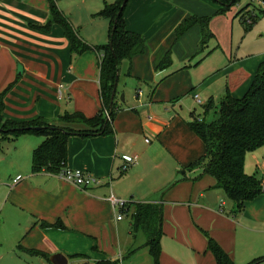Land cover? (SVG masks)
Listing matches in <instances>:
<instances>
[{
	"label": "crops",
	"instance_id": "0c3cea01",
	"mask_svg": "<svg viewBox=\"0 0 264 264\" xmlns=\"http://www.w3.org/2000/svg\"><path fill=\"white\" fill-rule=\"evenodd\" d=\"M55 2L82 40L107 42L109 22L93 13L112 0ZM218 6L213 0H127L122 14L126 28L143 36L145 44L142 52L119 63L113 99L120 108L111 120L112 131L73 132L66 139V166L91 173L99 183L82 189L47 171L33 173L32 150L43 135L0 138V248L12 263L52 264L48 256L55 252L65 255L67 263H120L143 248L152 264L145 235L134 246L130 216L137 201L161 206L159 264H217L206 249V235L233 264L264 254V192L245 200L233 214V203L222 188L213 186L214 178L199 166L186 167L204 153V144L187 126L192 105L200 104L192 95L197 93L201 104L212 99L216 107L226 91L240 98L263 60L262 53L231 58L228 22L240 7L217 13ZM48 9V0H0V91L8 87L3 113L86 129L81 122L59 121L57 115L78 110L88 117L100 108L98 54L93 49L72 53L57 23L48 30L38 28ZM192 14L209 15L213 36L201 51L197 23L178 38L174 35L177 24ZM214 40L227 53L221 65L207 61ZM167 49L171 63L157 68ZM123 155L135 156L125 169ZM252 156L258 164L254 174L264 177V163ZM251 158L246 156L244 164ZM110 192L129 202L123 211L129 214L127 221L115 218L116 208L107 199Z\"/></svg>",
	"mask_w": 264,
	"mask_h": 264
},
{
	"label": "trees",
	"instance_id": "16d2710c",
	"mask_svg": "<svg viewBox=\"0 0 264 264\" xmlns=\"http://www.w3.org/2000/svg\"><path fill=\"white\" fill-rule=\"evenodd\" d=\"M217 3V13H223L237 0H213ZM127 0H112L105 2L99 11L93 13L94 16H102L109 22L108 40L98 45L89 44L82 40L78 34L77 27L58 8L55 0H48V15L42 25H38L42 30H48L54 23L62 27L63 34L70 43L71 52L79 54L86 49H93L98 54V84L100 108L92 115L85 116L78 110L63 111L58 114V120L65 123L81 122L86 125V129L75 130L67 126L49 123L45 118L36 116L34 118L22 120L4 115L3 102L8 87L0 91V138L11 139L26 132L43 135L42 141L34 147L31 154V171L56 172L65 166L66 139L68 135L77 132L82 135L104 134L111 132V120L115 111L120 105L115 103V99L110 105L109 95L113 87L116 73H119V63L123 59L130 60L131 57L140 53L144 49L145 39L140 34L126 28L123 20V10ZM251 3H246L240 7L234 16L248 11L249 16L252 11L247 10ZM260 9V8H259ZM262 12L264 10L260 9ZM247 16H243V23H246ZM209 15L197 16L192 14L177 24L174 35L179 34L197 23L201 30V39L198 50L204 47L206 41L213 36L208 28ZM171 63L169 49L165 51L162 58L155 65L163 68ZM252 82L240 98L233 97L227 91L220 99L217 107L212 99L200 104L202 115L187 121V126L200 138L204 144V153L197 160L188 164V169L201 167V173L209 174L214 178L213 186L222 188L225 197L233 203L231 212H240L244 206V201L252 199L262 192V181L264 177H257L255 174L244 171V155L248 151L254 150L258 145L264 144V60L258 62ZM218 111L216 118L206 119V115L211 112L213 116ZM194 112L191 111V115ZM128 201H124V209L127 208ZM134 210L131 213V231L135 233L141 228L146 237L145 246L152 258V264H159L160 245L159 241L162 233L161 206L156 202L133 203ZM124 209H122L124 211ZM40 225H52L60 227L58 222H41ZM206 249L210 250L217 264H233L228 254L209 235H206ZM46 257L45 253L33 251ZM264 260V254L252 258L245 264H256ZM101 262H95L98 264ZM118 260L108 259L105 264H118Z\"/></svg>",
	"mask_w": 264,
	"mask_h": 264
},
{
	"label": "rangeland",
	"instance_id": "374dc122",
	"mask_svg": "<svg viewBox=\"0 0 264 264\" xmlns=\"http://www.w3.org/2000/svg\"><path fill=\"white\" fill-rule=\"evenodd\" d=\"M249 2L251 4L247 7V10L252 11L253 14L255 13L254 22L251 24V26H246L243 23L242 17L248 15V11L246 10H244L243 14L240 13L239 15L232 17L231 20L229 19L228 22L229 34H230L229 49L231 50L230 51L231 58L250 57V56H255V54L262 53L263 54L262 58L264 60V12L260 10L261 9L260 4L256 0H237L235 4L230 6V8L233 10L236 9L235 11H237L239 7H242ZM211 46H212V50L210 51L207 61H209V59H213L219 62L220 65L223 64L225 62L227 55V53L224 51V47H222V45L220 43H217V41L215 40ZM225 49L227 50L228 46H226ZM126 78L127 77H125V79ZM127 88L130 87L127 86ZM192 106L195 108L193 110L194 114L193 115L188 114V118H189L188 121H191L193 118L202 115V108L200 104L195 103ZM189 110H192V108L190 107ZM217 116H218V111L215 113V116H213L211 112H209L206 115V119L211 120V118H216ZM41 137L43 138V136ZM254 154L257 156L258 162L260 161L264 163V144L258 145V147H256L254 150L245 153L244 155L245 157L246 156L252 157L249 161L245 162L244 164V171L247 173L254 174L255 173L254 170L257 169L258 167V164L256 163V159L252 156ZM120 200H124V199L121 198ZM116 215L123 216L125 221L130 219L129 214L124 215L123 212L120 213L118 208H116ZM135 233H136L135 234L136 238L134 240V244H135L134 246H138L144 240V234L140 228ZM128 256L129 257L124 256L123 258H120V263L118 264H150L149 255L146 252V250L143 248H138V251L135 254ZM0 264H15L12 263L11 260H9V257L3 252L2 248H0ZM67 264H83V263L68 262Z\"/></svg>",
	"mask_w": 264,
	"mask_h": 264
},
{
	"label": "built area",
	"instance_id": "2783aa9c",
	"mask_svg": "<svg viewBox=\"0 0 264 264\" xmlns=\"http://www.w3.org/2000/svg\"><path fill=\"white\" fill-rule=\"evenodd\" d=\"M260 6L261 9L264 10V0H256ZM253 13H251L249 16L245 17L246 18V23H251L253 20ZM139 92V90H137V93ZM58 93H60V89H58ZM192 97L194 98V100L198 103L201 104L200 98L197 95V93L193 94ZM135 156H129V155H123L122 156V160H124L121 168L125 169L129 164L133 163ZM50 173V172H48ZM51 175H53L56 178H61L73 185H76L82 189L88 188L91 185H95L97 183L100 182V179L98 177H95L94 175H92L91 173H88L80 168H70L65 166H62L61 168L58 169V171L56 172H51ZM264 184V179L262 181V186ZM107 199L109 200L110 204L112 207L114 208H118L120 213L123 212L122 209H124L123 205H124V200H120L119 198H117L116 196L113 195L112 192H110L107 195ZM120 215H117L115 218L116 219H120Z\"/></svg>",
	"mask_w": 264,
	"mask_h": 264
},
{
	"label": "water",
	"instance_id": "95a60500",
	"mask_svg": "<svg viewBox=\"0 0 264 264\" xmlns=\"http://www.w3.org/2000/svg\"><path fill=\"white\" fill-rule=\"evenodd\" d=\"M117 78H118V72L116 73L115 77H114V81H113V87L111 89L110 95H109V99L110 102L109 104L111 105L113 102V98L115 96V92H116V86H117ZM119 99H123V93L120 92L119 93ZM262 192H264V186H262ZM48 260L52 263V264H67V258L65 255L60 254L58 252L49 254L48 256Z\"/></svg>",
	"mask_w": 264,
	"mask_h": 264
}]
</instances>
